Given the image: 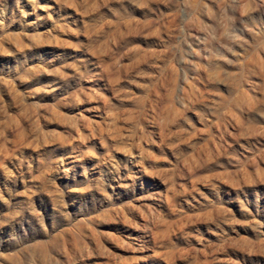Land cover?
Here are the masks:
<instances>
[{"label": "rangeland", "instance_id": "374dc122", "mask_svg": "<svg viewBox=\"0 0 264 264\" xmlns=\"http://www.w3.org/2000/svg\"><path fill=\"white\" fill-rule=\"evenodd\" d=\"M0 264H264V0H0Z\"/></svg>", "mask_w": 264, "mask_h": 264}]
</instances>
